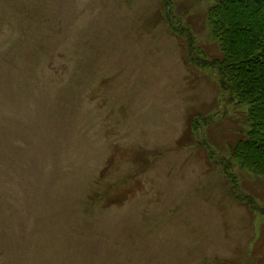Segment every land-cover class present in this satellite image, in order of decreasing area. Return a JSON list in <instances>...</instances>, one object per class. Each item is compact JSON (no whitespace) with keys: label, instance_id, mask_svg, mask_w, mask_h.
<instances>
[{"label":"rangeland","instance_id":"rangeland-1","mask_svg":"<svg viewBox=\"0 0 264 264\" xmlns=\"http://www.w3.org/2000/svg\"><path fill=\"white\" fill-rule=\"evenodd\" d=\"M212 3L0 0V264H264Z\"/></svg>","mask_w":264,"mask_h":264},{"label":"trees","instance_id":"trees-1","mask_svg":"<svg viewBox=\"0 0 264 264\" xmlns=\"http://www.w3.org/2000/svg\"><path fill=\"white\" fill-rule=\"evenodd\" d=\"M212 1L207 23L221 55L211 58L196 55L193 39L189 37L188 62L215 69L221 91L227 93L228 100L247 107L246 132L229 145L230 153L242 168L264 180V0ZM163 2L169 26L184 37L186 31L165 8L169 0ZM196 120H190L191 131L196 129ZM228 178L232 179L229 174ZM234 187L233 196L254 210L252 201L241 197Z\"/></svg>","mask_w":264,"mask_h":264}]
</instances>
